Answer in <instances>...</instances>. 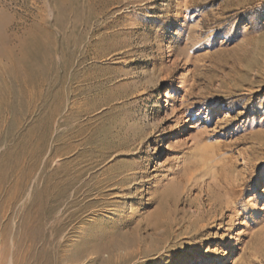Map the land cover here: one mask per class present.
I'll return each mask as SVG.
<instances>
[{"label":"rangeland","instance_id":"1","mask_svg":"<svg viewBox=\"0 0 264 264\" xmlns=\"http://www.w3.org/2000/svg\"><path fill=\"white\" fill-rule=\"evenodd\" d=\"M232 256L264 264V0H0V264Z\"/></svg>","mask_w":264,"mask_h":264},{"label":"bare ground","instance_id":"2","mask_svg":"<svg viewBox=\"0 0 264 264\" xmlns=\"http://www.w3.org/2000/svg\"><path fill=\"white\" fill-rule=\"evenodd\" d=\"M192 124H189V127L191 126ZM238 259L236 258V256H232V260L231 261H229V262H227V263H236V261H237ZM201 263L202 264H208V263H210V259L209 258H206V259H204V260H201Z\"/></svg>","mask_w":264,"mask_h":264}]
</instances>
